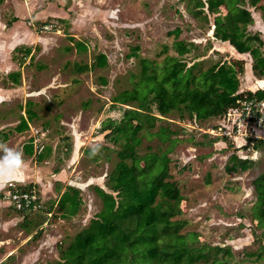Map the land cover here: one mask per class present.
<instances>
[{"label":"rangeland","instance_id":"obj_1","mask_svg":"<svg viewBox=\"0 0 264 264\" xmlns=\"http://www.w3.org/2000/svg\"><path fill=\"white\" fill-rule=\"evenodd\" d=\"M30 1H43L38 10L54 3L55 9L66 12L67 21L60 23L51 17L43 22L32 20L27 15V0L1 2L0 96L4 100L0 102V128L13 129L19 117L24 116L28 107L25 103L29 101L35 114L28 131L21 139H14L16 135L11 133L6 144L20 151L21 142L47 130L42 143L52 148L49 161L55 170L60 167L67 172L70 187L80 191L82 202L75 216L63 219L53 215V208L49 212L47 206L54 198L41 190L43 186L12 182L17 186L34 185L40 192L41 212L38 209L22 215L4 203L5 184L0 192V264H45L58 260V249L65 248L100 210V200L91 187L111 193L106 186L107 175L118 162L116 151L120 150L118 144L101 134V124L109 119L118 122L121 108H131L113 100L134 87L142 60L162 65L166 56L177 57L174 45L192 44L181 57L188 66L201 62L200 69L205 70L214 63L226 62L241 68L239 93L254 92L250 86L259 80L251 71L248 54L240 55L227 42L212 37L213 15L205 21L187 13V4L193 9L189 0ZM248 10L253 18L248 31L259 33L264 44L260 12L252 7ZM18 21L20 24H16ZM176 28L181 30L178 38L172 34ZM13 31L16 38H12ZM76 42L85 50H78ZM136 47L138 51L133 56ZM15 48L18 51H13ZM25 48L31 50L32 58L24 57ZM99 54L107 60L103 68L95 65ZM10 72H20L19 85L7 79ZM260 79L264 86V76ZM151 108L159 120L148 133H141L137 152L140 156L148 151L167 154L168 172L182 196L174 218L185 222L180 233L196 234L190 243L198 246L229 248L230 257L218 255L228 264H264V218L255 209L252 186L253 180L264 173L263 150L248 145L241 151L231 139L222 142L212 138L211 131L223 122L222 116L190 125L187 116L181 119L174 112L163 118L154 106ZM160 128L171 132L173 142L155 135ZM260 129L264 140V124ZM75 138L80 145L73 157ZM66 145L70 146V154L65 151ZM97 145L100 151L92 159L90 154ZM231 154L248 156L246 160L254 158L252 167L245 172H226L224 165ZM42 211L48 212L44 215ZM38 231L40 234L34 238Z\"/></svg>","mask_w":264,"mask_h":264},{"label":"trees","instance_id":"obj_2","mask_svg":"<svg viewBox=\"0 0 264 264\" xmlns=\"http://www.w3.org/2000/svg\"><path fill=\"white\" fill-rule=\"evenodd\" d=\"M189 1L193 3V9L187 4V13L205 21L208 15H213L212 37L221 43L227 42L240 55L248 54L253 75L262 78L264 44L259 33L248 31L253 24L248 7L258 9L264 22V0ZM172 34L178 38L181 30L176 28ZM76 46L80 51L85 50L79 42H76ZM191 46L174 45L177 57L166 56L162 65L142 60L134 87L114 98L115 104L131 108H121L122 115L118 122L109 119L100 128L105 138L120 146V150L116 151L118 162L107 175L106 186L111 193L98 186L91 187L100 200V210L65 248L58 249V260L45 264H228L218 255L230 257L229 248L198 246L195 242L190 243L196 239V234L180 233L185 222L174 218L178 215L182 196L168 172L170 160L167 154L148 151L140 156L137 152L141 145V133H148L155 121L159 120L152 113L151 106L163 118L177 112L181 119L187 116L189 122L196 125V122L223 116L244 95L264 102V90L239 93L241 68L237 69L226 62L214 63L205 70L200 69L201 62L188 66L181 57L190 51ZM137 51L136 47L131 54L134 56ZM23 54L32 58L29 48H25ZM106 62L103 54L95 58V65L99 68L105 67ZM7 79L19 85L20 72L8 73ZM128 103H136L137 106ZM25 105H28L25 108L26 116L19 117L14 129L17 133L27 130L28 122L34 118L35 113L30 109L32 104L27 102ZM155 135L173 142L167 128H160ZM250 142H253V149L261 148L264 152L263 139ZM65 151L70 154V146L66 145ZM28 152L31 154V149ZM50 154V147L44 146V150L36 156L37 161H44ZM90 155L95 159L93 153ZM252 165L251 160H241L231 154L224 170L229 173L245 172ZM252 186L256 194L255 209L264 218V173L253 180ZM79 195L78 189L67 186L58 200L47 206L49 212L53 208V215L58 214L63 219L72 218L81 206ZM47 212L42 211L44 215ZM39 231L34 238L40 234ZM260 256L258 254L257 258Z\"/></svg>","mask_w":264,"mask_h":264},{"label":"built area","instance_id":"obj_3","mask_svg":"<svg viewBox=\"0 0 264 264\" xmlns=\"http://www.w3.org/2000/svg\"><path fill=\"white\" fill-rule=\"evenodd\" d=\"M222 121L219 126L211 131L214 135L212 138H219L222 142H225L222 138L231 139L234 141L235 148L243 151V147L253 145L251 140L261 137L260 134L263 130L260 127L264 124V102L247 98L244 95L236 100L235 105L227 109L222 116ZM227 122L228 125L225 126L224 123ZM190 125L194 124L191 123ZM32 146L35 156L44 150L40 135H32ZM245 157L248 156H242L240 159L245 160ZM248 159L254 160L252 157ZM39 193L34 185L17 186L10 182L2 199L7 207L15 212L21 214L25 212L34 213L42 208L43 203L40 201Z\"/></svg>","mask_w":264,"mask_h":264},{"label":"crops","instance_id":"obj_4","mask_svg":"<svg viewBox=\"0 0 264 264\" xmlns=\"http://www.w3.org/2000/svg\"><path fill=\"white\" fill-rule=\"evenodd\" d=\"M40 2H43V1H39L35 4L34 2L32 3L30 0H27V8H26L27 15L30 16V18L32 20L34 19L35 21L43 22L45 19L51 17L53 19H57L60 23H63L62 22L63 20L67 21L66 20V14H65L66 12H64L63 9H55L54 3H52V2L47 3L48 4L47 9L38 10L37 6L40 4ZM36 10H38V11L36 12ZM32 15H33V17H31ZM17 23L20 24V21L16 22V24ZM64 24H68V23L64 22ZM261 32H263V31L261 30ZM15 34H16V31H13L12 32V38H14L16 36ZM14 41H16V39H14ZM256 81H258L259 83L258 82H256L257 84L254 83L256 85L252 84L250 86V90H253V91H255V89L264 90V86H262V82H261L263 80L259 79ZM5 90L6 89H4V91ZM3 100H4V97L0 96V102ZM28 104H29V101H28ZM25 116L26 115H25V109H24V116L23 117H25ZM30 121L28 122V128L30 127ZM13 127H14L13 129L7 128L5 130H3V128H0V131H2L0 133V141H2L5 138L2 142L3 143L8 142L12 136V135H10L11 133L16 135L14 137V139H16V138L21 139V135L24 132L28 131V129H27L23 132L17 133L14 130L16 125ZM47 132H48L47 130L41 131V133L39 135L41 136L42 139ZM75 141L76 142L74 145V151H73V155H72L73 157L77 153L78 147L80 145V142L77 138H75ZM28 146H31L32 148H30ZM30 149H31V154L28 152V151H30ZM50 149H51V154H53L52 148H50ZM20 151L23 153L25 164H24L23 169L20 170L18 172V174H16L14 177H12L11 182L26 183L28 181L29 183H34L37 186L41 185V186H43L41 188V190H43L44 193H45V191L50 192V194H52V196L54 198L53 202H56L58 200L59 196L64 192L65 188L67 186L72 185V184H70V181L68 179L67 172L62 170L60 167H59V171L55 170V168H54L55 166H54L53 162L51 163V161H49L51 154L49 157L44 159V161H42V162L37 161V157L34 155V149L32 146V136H29L27 139H25V141H23V143L21 142ZM73 160H75V159H73ZM49 165H51V166H49ZM3 187H4V185H0V192H1ZM55 188H56V190H55Z\"/></svg>","mask_w":264,"mask_h":264},{"label":"clouds","instance_id":"obj_5","mask_svg":"<svg viewBox=\"0 0 264 264\" xmlns=\"http://www.w3.org/2000/svg\"><path fill=\"white\" fill-rule=\"evenodd\" d=\"M100 151V146L97 145L93 149V155ZM25 160L23 153L8 144L0 142V185H5L11 182L20 170L23 169Z\"/></svg>","mask_w":264,"mask_h":264}]
</instances>
